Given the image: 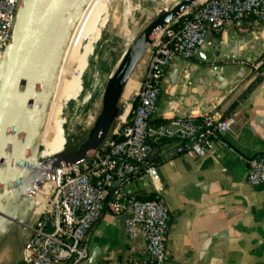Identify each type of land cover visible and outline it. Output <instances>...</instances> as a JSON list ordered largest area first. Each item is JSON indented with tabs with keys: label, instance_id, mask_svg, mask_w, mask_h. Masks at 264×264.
<instances>
[{
	"label": "built area",
	"instance_id": "built-area-1",
	"mask_svg": "<svg viewBox=\"0 0 264 264\" xmlns=\"http://www.w3.org/2000/svg\"><path fill=\"white\" fill-rule=\"evenodd\" d=\"M19 0H0V57L14 24ZM251 16L264 22V0H197L176 26L166 25L147 48L142 78L130 96L125 115L96 150L76 165L62 167L52 176V188L25 241L21 264H76L87 255L91 229L103 216L127 212L123 223L129 239L144 242L142 264H163L168 231L167 206L162 197L137 199L125 187L140 173L155 179L149 162L160 147L164 159L175 154L204 155L217 137L230 130V115L198 119L171 115L155 121L157 96L165 69L178 56L188 60L204 44L208 31H220L225 21ZM264 55L254 65L257 75ZM134 105L132 106V103ZM140 169H142L140 171ZM245 179L261 186L264 202V155L246 160Z\"/></svg>",
	"mask_w": 264,
	"mask_h": 264
},
{
	"label": "water",
	"instance_id": "water-1",
	"mask_svg": "<svg viewBox=\"0 0 264 264\" xmlns=\"http://www.w3.org/2000/svg\"><path fill=\"white\" fill-rule=\"evenodd\" d=\"M88 1L19 0L10 38L0 57V248L6 244L10 233L13 239L19 235L23 240L10 264H19L25 241L40 211L30 222L36 190L42 188L57 169L76 165L109 138L113 131L109 132V124L114 122L116 125L120 113L131 103L119 101L130 71L163 27L179 19L197 0H179L169 10L163 9L146 23L123 49L116 67L108 75L100 96V110L87 136L72 151L65 153L60 149L41 160L37 153L58 82L64 49ZM211 35L210 31L206 33L202 48H198L192 56L194 61L178 56L172 60L164 73L171 85L188 86L200 81L209 85L215 83L222 89L225 83L240 76L236 72L242 66L233 71V60L242 54L249 60L251 53L244 54L240 49H253L248 44L250 35L238 36L233 31L225 37L224 43H221V36L211 40ZM99 47L100 44L96 47L97 52ZM208 77L211 78L209 81ZM163 89L162 83L160 91ZM135 181H140L149 192L154 191L146 175L140 174L126 185L128 195L135 192L130 187ZM126 217V211L103 217L92 228L86 257L76 264H98L114 243L123 241L126 237L123 229ZM109 230H112L111 233Z\"/></svg>",
	"mask_w": 264,
	"mask_h": 264
},
{
	"label": "crops",
	"instance_id": "crops-1",
	"mask_svg": "<svg viewBox=\"0 0 264 264\" xmlns=\"http://www.w3.org/2000/svg\"><path fill=\"white\" fill-rule=\"evenodd\" d=\"M102 18L79 51L64 81L80 57L87 63L92 52L89 44H94L90 38L96 34V26ZM252 18L242 16L236 22L225 21L220 31L212 32L210 39L221 36V43L233 31L238 36L250 35L248 44L253 48L240 49L244 54L251 53L250 58L246 60L242 54L233 60V71L242 66L236 72L240 76L225 83L222 89L215 83L209 85L200 81L188 86L171 85L167 76L162 82L164 89L157 96L155 121L176 115L175 112L192 119L204 114L213 119L227 115L234 119L230 130L217 135L202 156L183 153L164 159L159 151L161 146L152 151L149 162L155 167V179L146 177L153 185L152 193L162 197L168 211L167 255L163 264H264L263 189L248 184L244 176L246 160L264 155V75L245 92L251 83L249 80L257 76L254 65L264 55V22ZM146 58L147 52L130 71L126 84L128 95L126 98L125 94L122 98L120 95L121 100L132 96L138 86ZM191 60L194 61L192 57ZM233 103L235 105L230 109ZM115 130L117 124L111 135ZM130 187L136 194L151 193L140 181ZM106 216L111 215L103 214L99 221ZM143 248L141 239L125 237L114 243L98 264H142Z\"/></svg>",
	"mask_w": 264,
	"mask_h": 264
},
{
	"label": "rangeland",
	"instance_id": "rangeland-1",
	"mask_svg": "<svg viewBox=\"0 0 264 264\" xmlns=\"http://www.w3.org/2000/svg\"><path fill=\"white\" fill-rule=\"evenodd\" d=\"M178 1L117 0L111 3L100 25L96 26L94 32L96 34L90 38L94 44H89L92 52L89 53L87 63L83 57H80L60 88L45 128L42 145L39 146L37 153L41 160L46 158L41 152L42 147L47 149L48 146L57 144L60 138H62L60 149L65 153L72 151L81 143L100 110V96L106 79L116 67V61L123 49L146 26V23L163 9L169 10ZM98 44H100L99 52L96 51ZM126 88L125 86L122 93L125 94V98L128 95ZM129 98L128 96L125 99L127 103H130ZM108 127L110 132L115 127L114 122ZM46 196L45 194L44 198ZM5 243L10 245L16 256L23 245V240L19 235L13 239L10 233Z\"/></svg>",
	"mask_w": 264,
	"mask_h": 264
},
{
	"label": "bare ground",
	"instance_id": "bare-ground-1",
	"mask_svg": "<svg viewBox=\"0 0 264 264\" xmlns=\"http://www.w3.org/2000/svg\"><path fill=\"white\" fill-rule=\"evenodd\" d=\"M115 1L117 0H89L84 9L82 16L76 22L75 28L70 38V41L67 44L66 48L64 49L65 53L62 59L61 68L58 72V76H57L58 82L56 85L54 96H52V100H51L52 104H51V107L48 113L47 121H45V125L43 128L44 132H45L46 125L48 123L51 110L55 103L58 91L61 88L62 83L66 75L68 74L71 66L73 65V62L75 61L81 48L86 43L87 38L89 37L90 33L94 29L95 25L102 18V16L107 11L111 3ZM127 106L120 113L118 118L121 119L125 115L127 111ZM43 137H44V133H43ZM43 137H42V142H43ZM58 140L59 141L57 144L50 145L48 146L47 149L42 147V151H41L42 154H45L46 157H48L52 153L59 151L61 144H62L61 142L62 138ZM42 142H41V145H42ZM51 184H52V180L50 179L49 181H46L42 185V188H38V190H36L35 196L33 198L34 208L31 213L30 221L35 217V215L38 213L39 210L40 211L42 210L43 208L42 204H43L45 194L48 195L50 193ZM14 257H15V251L10 247V245H3L0 248V264H10L12 263Z\"/></svg>",
	"mask_w": 264,
	"mask_h": 264
},
{
	"label": "trees",
	"instance_id": "trees-1",
	"mask_svg": "<svg viewBox=\"0 0 264 264\" xmlns=\"http://www.w3.org/2000/svg\"><path fill=\"white\" fill-rule=\"evenodd\" d=\"M170 25H171V26H176L177 23H176V22H173V23H171ZM258 71H260L262 74H259V75H257V76L254 78L253 82L247 87V89L245 90V92L248 91V90L250 89V87H251L254 83L258 82V81L262 78V76L264 75V65L260 66ZM134 103H135V102L132 103V106L134 105ZM234 105H235V103L231 104L230 109H232V107H233ZM141 170H142V169H140V171H141ZM141 172H142V171H141ZM154 195H155V194H153V193H147V194H145V195H141V193H140V194H136V193L131 194V196H134V197L137 198V199H140V198H141V199L153 198Z\"/></svg>",
	"mask_w": 264,
	"mask_h": 264
}]
</instances>
